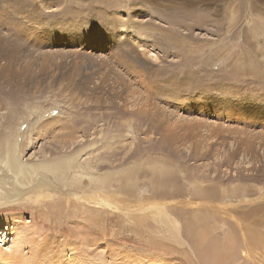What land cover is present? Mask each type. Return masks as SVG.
I'll return each mask as SVG.
<instances>
[{
    "label": "rangeland",
    "instance_id": "374dc122",
    "mask_svg": "<svg viewBox=\"0 0 264 264\" xmlns=\"http://www.w3.org/2000/svg\"><path fill=\"white\" fill-rule=\"evenodd\" d=\"M10 145L57 167L0 247L33 225L43 264L53 238L77 264H264V0H0Z\"/></svg>",
    "mask_w": 264,
    "mask_h": 264
},
{
    "label": "bare ground",
    "instance_id": "6f19581e",
    "mask_svg": "<svg viewBox=\"0 0 264 264\" xmlns=\"http://www.w3.org/2000/svg\"><path fill=\"white\" fill-rule=\"evenodd\" d=\"M17 148H18V146H16L15 150H14L12 145H10L9 149H7V151L5 152L3 161H0V163L3 164L2 165L3 168L1 169L2 171H0V176H2L4 178V179L0 178V208L1 209H4V206L7 207L9 210L14 209L15 202H17L18 200H20L22 198L21 197L22 196V190L27 188V187H25L27 184H29V187L32 186V190H33L32 194H34V197L32 195H30V199L32 198L35 201L40 199L39 197H42V191H39V190L42 189L43 184L37 185V183H35V178L36 177L40 178V176L43 177L42 174L45 172H42V173L39 172V167H42L44 165H48L50 167H57V164H53V163H49V162L44 163V164H42V163L41 164L25 163V162H23L21 155L19 154L20 152L17 150ZM58 168L62 169L60 164L58 165ZM69 169H71V168H69ZM57 170L58 169L53 168V170H51L50 172L55 174L56 178L59 179L60 181L62 179L68 180L67 175H64L63 172L58 173ZM7 175H10V176H7ZM78 176L79 175L73 174V176H71V179L69 178L70 182L65 184V186L71 188L74 186L75 183H77V185H78V183H79ZM51 182H52V184H54V180L50 181V180H48V178H45L44 179V186L46 184H51ZM47 186H49V185H47ZM57 187L58 186H55V188H57ZM75 187H76V184H75ZM84 196H85V194H84ZM89 198L91 199L92 197H89ZM27 199L29 200V197H27ZM17 217H20V216L19 215H17V216L4 215L0 218L1 219L0 220V237L2 238V243L5 239L3 228L6 229L8 232L11 229V228H9V226L7 228L3 227L2 223L3 222L8 223V222H13V221L16 222L15 220ZM23 228L26 231V233L23 234L25 241H24V239L22 240L23 245L21 247H16V248H14V247L13 248L0 247V258L4 261L5 264H12V263L14 264V262L16 264H36V262L38 260L37 259L38 256L36 255V253L37 252L40 253V251L45 250L44 246L45 247H46V245L48 246V243L46 244V241H48V242L51 241L49 239V237L44 235L43 237L41 236L42 238H40V239H42V240L40 242V239L38 237L36 238L37 234H36V230H34L33 225H31L30 227L23 226ZM65 242L66 241H63V240L61 241L59 239L53 238V241L49 244L51 245V248H54V249H53V252L50 251L51 254H49L48 257L52 258L53 260H58V258H60L58 264H77L79 261H82V260H79V258L77 259L76 256H74L75 253H73L72 249H69V252H70V253L68 252L69 254L67 252L64 253L65 249H68L67 245H65ZM30 248L34 250V253H31V251L29 252L28 250L26 251V249L31 250ZM22 250L24 251L23 253H22ZM65 257H67L69 260H67ZM89 261L90 260H87L86 264H89ZM43 263H45L43 260H40L37 262V264H43ZM49 264H52V263H49Z\"/></svg>",
    "mask_w": 264,
    "mask_h": 264
}]
</instances>
